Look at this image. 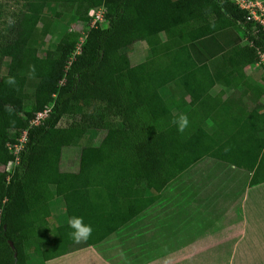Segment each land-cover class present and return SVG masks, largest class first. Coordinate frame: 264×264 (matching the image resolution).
I'll use <instances>...</instances> for the list:
<instances>
[{"label": "trees", "instance_id": "1", "mask_svg": "<svg viewBox=\"0 0 264 264\" xmlns=\"http://www.w3.org/2000/svg\"><path fill=\"white\" fill-rule=\"evenodd\" d=\"M43 1L75 4L83 22L90 21L86 10L104 8L106 25L90 28L78 53L75 40L65 38L39 58L25 56L30 45L41 44L28 13L0 34V147L18 145L27 132L17 156L9 157L16 162L13 173L0 170V264H35L30 253L45 264L101 242L204 157L250 172V188L264 183V88L236 119L242 144L219 142L217 133L209 138L204 125L213 121L224 130L219 119L242 107L250 88L246 70L264 55V30L246 21L245 11L230 0ZM208 25L210 35L191 41L189 32ZM138 42L146 44V57L135 65L123 54ZM31 65L36 71L30 77ZM10 76L15 86L7 84ZM182 114L189 126L180 133L172 121ZM66 116L73 121L58 126ZM105 132L110 136L102 146L96 138ZM74 146L78 170L63 172V152ZM56 187L65 214L58 248L49 239ZM72 216L93 229L80 245L69 237ZM45 243L51 253L42 252Z\"/></svg>", "mask_w": 264, "mask_h": 264}, {"label": "crops", "instance_id": "2", "mask_svg": "<svg viewBox=\"0 0 264 264\" xmlns=\"http://www.w3.org/2000/svg\"><path fill=\"white\" fill-rule=\"evenodd\" d=\"M234 91L242 89L227 90L222 98L235 96ZM78 163L62 171L75 173ZM250 177L246 170L204 157L101 242L45 264H264V183L250 188ZM60 195L56 187L55 200ZM56 235L58 248L65 233L57 227Z\"/></svg>", "mask_w": 264, "mask_h": 264}, {"label": "rangeland", "instance_id": "3", "mask_svg": "<svg viewBox=\"0 0 264 264\" xmlns=\"http://www.w3.org/2000/svg\"><path fill=\"white\" fill-rule=\"evenodd\" d=\"M89 10L85 11V14H87V16H84L89 18L90 21L83 22L77 21L76 19L77 6L75 4H70L66 2L45 3L43 0H0V34L3 33L4 28L8 24L15 22L16 19L22 13H28L29 15H31L32 19L37 22L38 30L35 32V38H38L41 44L39 45V47H34L30 45L25 50L26 57H42L44 51L53 50L65 38H71L75 40V53H78L81 45H83L85 41V37L89 29L94 26L104 27L106 25L104 20L96 22L94 18H90L88 16V13L90 12ZM80 15H82L81 12ZM211 32V26L208 25L199 31L190 33L189 35L191 40H198L200 38L210 35ZM146 49L147 46L143 42L135 43L128 49V51H126L125 54H123V57H128L132 64H139L145 60ZM4 73L5 65L0 64V78L4 75ZM246 73L248 75V84L250 85V88L247 89L246 94L243 95L240 99V106L242 107L235 111L234 114H232L230 117H222L219 119L220 121L225 120L224 130H220L219 127H217V125H215L213 121H207L204 125L205 128L209 130V138H211L213 134L217 133V137H215V139L219 142L227 140L231 142L237 141L241 144L243 143L244 140L242 136L237 133V125L239 121H236V119H239L237 118L239 113L242 117V113H247L246 107L248 105L255 104L257 102V99L254 98V91L257 89L264 88V73L261 68H248L246 70ZM218 90H220V87H216L215 89H213L211 91L212 95L216 94ZM234 115L236 118L234 117ZM230 119H232V121H230ZM72 121V117H63L59 122L58 126L66 127ZM223 122L224 121H222V124ZM215 128H217V131H219L217 132ZM109 136L110 132L99 134L96 138V142H100L102 146H104L108 142ZM14 152L15 150L11 146L0 147V170H4L11 174L13 173L16 162L10 161L9 157H15ZM234 158L237 159L238 157L234 156ZM62 159V170H74L75 168H77V162L79 159V148L74 146L64 150ZM203 173L205 176V174H207L208 172L207 170H204ZM60 190L61 189L59 187V194ZM49 205L50 212L52 213L49 219L51 229L49 232V239H53L55 238L54 232H56L57 227L59 231L64 233V229L60 221H64L65 214L63 203L59 198H57L55 201L50 202ZM53 213H55V216ZM56 242H60V239L56 240ZM46 243L48 244L47 241ZM46 243L43 245V247H41V250L45 253H51L52 250L50 247H48ZM30 262L40 264L42 260L39 258L34 259V255L30 253Z\"/></svg>", "mask_w": 264, "mask_h": 264}, {"label": "built area", "instance_id": "4", "mask_svg": "<svg viewBox=\"0 0 264 264\" xmlns=\"http://www.w3.org/2000/svg\"><path fill=\"white\" fill-rule=\"evenodd\" d=\"M232 1L240 10L245 11L246 21L258 26L264 30V0H230ZM88 16L94 18L96 22L103 20L104 8L99 10L90 9ZM259 62L256 63V67L264 70V55L259 53ZM49 109L45 110L43 113H38L33 121L32 125L39 124L48 114ZM27 132L24 131L18 145L11 146L15 150V157L22 148V145L26 142Z\"/></svg>", "mask_w": 264, "mask_h": 264}, {"label": "clouds", "instance_id": "5", "mask_svg": "<svg viewBox=\"0 0 264 264\" xmlns=\"http://www.w3.org/2000/svg\"><path fill=\"white\" fill-rule=\"evenodd\" d=\"M35 65L29 67V76L35 75ZM17 83L16 78L10 76L7 80L9 86H15ZM172 123L176 126L177 131L183 133L189 126V120L186 115H180L178 118L174 119ZM68 227L71 229L69 232V237L74 243L80 244L88 241L91 236L93 229L91 225L85 224L82 217L72 216L68 219Z\"/></svg>", "mask_w": 264, "mask_h": 264}, {"label": "water", "instance_id": "6", "mask_svg": "<svg viewBox=\"0 0 264 264\" xmlns=\"http://www.w3.org/2000/svg\"><path fill=\"white\" fill-rule=\"evenodd\" d=\"M12 246V244H10Z\"/></svg>", "mask_w": 264, "mask_h": 264}]
</instances>
